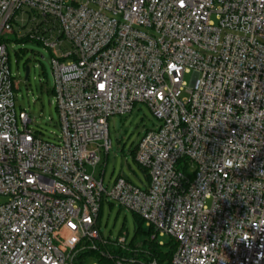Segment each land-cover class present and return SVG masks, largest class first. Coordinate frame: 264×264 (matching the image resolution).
I'll use <instances>...</instances> for the list:
<instances>
[{"label": "built area", "instance_id": "2783aa9c", "mask_svg": "<svg viewBox=\"0 0 264 264\" xmlns=\"http://www.w3.org/2000/svg\"><path fill=\"white\" fill-rule=\"evenodd\" d=\"M13 36L51 54L56 142L16 111ZM137 104L160 121L148 183L109 189V120ZM105 203L171 238V264H264V0H0V264H161L103 236Z\"/></svg>", "mask_w": 264, "mask_h": 264}, {"label": "rangeland", "instance_id": "374dc122", "mask_svg": "<svg viewBox=\"0 0 264 264\" xmlns=\"http://www.w3.org/2000/svg\"><path fill=\"white\" fill-rule=\"evenodd\" d=\"M7 46L11 72L17 83L15 93L17 113L25 111L31 119L29 129L45 141L56 142L57 136L60 135V120L53 92L54 79L50 52L35 42H17L15 36L8 39ZM27 67L30 73L26 80ZM191 80L192 75L185 77L187 86L190 85ZM159 126L160 121L144 104L135 105L133 112L127 116L111 118L109 120L111 149L108 154L102 153L101 164L95 171L96 177L99 179L104 177L105 186L109 189L118 177L145 188L148 183L147 175L138 166L134 153L143 136ZM98 226L106 239L116 242L120 237L125 236L128 245L133 246L151 242L153 233L146 223H140L132 212L112 203L104 204ZM160 240L166 245L162 251L168 253L171 238ZM98 263V259L94 257H89L84 262V264Z\"/></svg>", "mask_w": 264, "mask_h": 264}, {"label": "trees", "instance_id": "16d2710c", "mask_svg": "<svg viewBox=\"0 0 264 264\" xmlns=\"http://www.w3.org/2000/svg\"><path fill=\"white\" fill-rule=\"evenodd\" d=\"M23 41L26 42L27 40H22V42ZM136 151H137V147L134 153L135 155H136ZM143 171L146 173L145 170ZM137 218L140 220V223L143 222L139 217ZM169 247H170V251L168 253H164L162 251V248L159 247L155 242H145L141 245L140 248L141 250L146 251L149 254V257L143 256L142 254L140 255L141 258L144 259L151 258L158 261L161 264H171L172 256L175 251V244L171 241Z\"/></svg>", "mask_w": 264, "mask_h": 264}, {"label": "water", "instance_id": "95a60500", "mask_svg": "<svg viewBox=\"0 0 264 264\" xmlns=\"http://www.w3.org/2000/svg\"><path fill=\"white\" fill-rule=\"evenodd\" d=\"M30 69L29 67L26 68V80L29 78Z\"/></svg>", "mask_w": 264, "mask_h": 264}]
</instances>
